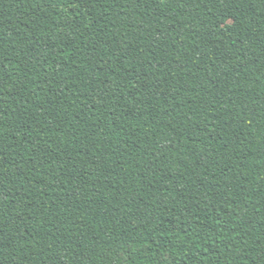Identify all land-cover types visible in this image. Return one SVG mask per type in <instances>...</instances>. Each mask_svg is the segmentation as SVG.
Returning <instances> with one entry per match:
<instances>
[{
	"label": "trees",
	"instance_id": "1",
	"mask_svg": "<svg viewBox=\"0 0 264 264\" xmlns=\"http://www.w3.org/2000/svg\"><path fill=\"white\" fill-rule=\"evenodd\" d=\"M0 264H264V0H0Z\"/></svg>",
	"mask_w": 264,
	"mask_h": 264
}]
</instances>
